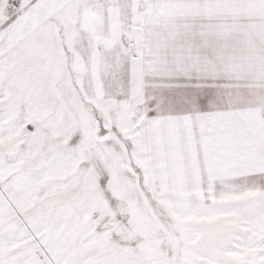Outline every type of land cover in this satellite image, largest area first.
Listing matches in <instances>:
<instances>
[{
    "label": "snow or ice",
    "instance_id": "6c2138e0",
    "mask_svg": "<svg viewBox=\"0 0 264 264\" xmlns=\"http://www.w3.org/2000/svg\"><path fill=\"white\" fill-rule=\"evenodd\" d=\"M0 264H264V0H0Z\"/></svg>",
    "mask_w": 264,
    "mask_h": 264
}]
</instances>
